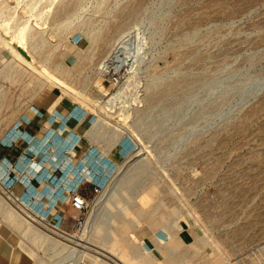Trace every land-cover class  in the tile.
I'll return each mask as SVG.
<instances>
[{
  "label": "rangeland",
  "instance_id": "374dc122",
  "mask_svg": "<svg viewBox=\"0 0 264 264\" xmlns=\"http://www.w3.org/2000/svg\"><path fill=\"white\" fill-rule=\"evenodd\" d=\"M22 25L28 50L19 56L11 37ZM0 27V139L34 118L44 122L31 167L46 158L58 163L31 205L75 235L79 256L148 264L137 256L147 251L156 260L149 264H264V0H0ZM120 49L136 59L121 86L131 110L119 115L138 150L105 117L98 135L89 133L99 118L92 99L107 91L102 61ZM45 68L86 94L64 92ZM151 183L154 194H144ZM99 184L106 194L95 199ZM4 189L0 233L19 259L62 264L72 248L34 237L20 223L24 206ZM73 191L91 200L88 219L105 200L85 240L78 238L86 224L68 199ZM140 210L147 213L124 230Z\"/></svg>",
  "mask_w": 264,
  "mask_h": 264
},
{
  "label": "built area",
  "instance_id": "2783aa9c",
  "mask_svg": "<svg viewBox=\"0 0 264 264\" xmlns=\"http://www.w3.org/2000/svg\"><path fill=\"white\" fill-rule=\"evenodd\" d=\"M122 49L118 50L113 58H109V60L106 61L103 69L104 74V84L107 88L106 93L101 97L100 104H97V107L93 111V116L95 119L102 116L105 117V120L108 121L110 126L115 129L116 131L124 134V136H128L133 142H134V150H138L139 148V142L135 140L133 137V132H131L125 122H123L121 114L119 113L120 108L122 107H129L127 105V102L130 101L131 97H129L126 93L123 97H120L118 99L110 100L112 98V94L117 92L121 85L125 83L127 80V77L129 75V65L125 64L123 57L121 56ZM120 117V118H119ZM121 120V121H120ZM16 129H19L20 126H15ZM10 142L12 144L15 143L13 139H10ZM141 146V145H140ZM51 151V157L55 156L54 150ZM35 155H30V162H35L36 160ZM99 163V161L97 160ZM25 175L28 177L29 180H32L33 177L28 173L27 171L24 172ZM11 171L10 169L7 170V177L8 179H5L3 176L0 177V179L3 180L4 186L6 187V191L10 194L12 193L15 195L13 190V183L21 178V176L18 173H15V176H10ZM103 186L101 184L96 185L94 187V198H98L99 196L103 195ZM18 203L28 208L34 215H37V219L42 224V227L52 234L53 236H56L60 238L64 243L68 244L69 247L75 246L74 239L76 238L75 235L69 231H66L57 225L53 224L50 220L47 218L41 216L39 212H37L33 207L32 203L37 199L36 194H31L29 190L25 193L23 196H17ZM69 201L72 205V208L78 212V221L79 224L82 226L83 224H86L88 220V216L90 214L91 209V200L86 196L84 193L79 191H73L69 194ZM36 219V220H37ZM35 220V219H34ZM42 221L44 223H42ZM79 246V245H78ZM80 247V246H79ZM82 248V247H81ZM76 264H91V261L88 258H82V256H79L76 258Z\"/></svg>",
  "mask_w": 264,
  "mask_h": 264
},
{
  "label": "bare ground",
  "instance_id": "6f19581e",
  "mask_svg": "<svg viewBox=\"0 0 264 264\" xmlns=\"http://www.w3.org/2000/svg\"><path fill=\"white\" fill-rule=\"evenodd\" d=\"M39 1V0H38ZM53 1V0H52ZM36 6V5H35ZM34 6V7H35ZM30 14V13H29ZM29 22V21H28ZM25 24V23H24ZM23 24V25H24ZM28 24V23H27ZM22 25V26H23ZM7 27H9V26H7ZM1 28V27H0ZM4 29H5V31H4V35L6 34V36H8L7 34L9 33V30L10 29H8V28H5V26H4ZM19 30V29H18ZM26 26H23V27H21L20 26V31L18 32V35H16L15 33H13V34H15V36H13L12 35V37H11V39H8V40H11V42L13 43L14 41H17L16 42V45H11V47H12V49L14 50V52L16 53V54H18L19 56H22L21 55V52H20V50H18L19 48L20 49H27L26 47H25V45L23 44L24 42H23V40H22V36H24L25 35V33H26ZM30 30V29H29ZM16 31V30H15ZM14 31V32H15ZM17 33V32H16ZM3 35V33H1L0 32V36L1 37H3L2 36ZM31 35V34H30ZM29 36V35H28ZM26 37V36H25ZM8 42V41H7ZM27 42V41H26ZM14 44V43H13ZM28 50V49H27ZM125 54L124 55H126V56H124V60H125V64H128L129 65V70L131 71V72H135L134 71V69L136 68H134V63H136L135 61H136V59H134L133 57H132V55H131V52L129 51H127V50H125ZM27 53V52H26ZM111 55V54H110ZM110 55H107V57L102 61V67L104 66V64L106 63V61L107 60H109V57H110ZM25 60V59H24ZM45 63V62H44ZM43 66V65H42ZM101 65H99V67H100ZM44 69V68H43ZM46 69V68H45ZM46 70H48V69H46ZM50 73H51V75L53 74V77L51 78V81L53 82V83H55L56 85H58V86H60L63 90H64V92H66V93H68V94H73L75 97H80V96H84V94H86L85 92H86V90L83 88L82 90H78V89H76V88H74L71 84H69L67 81H65L64 79H62V78H60L59 76H57L56 74H54L53 72H51L50 70H48ZM47 72V71H46ZM46 72H44L45 73V75H48ZM101 73H103V72H101ZM84 85V84H83ZM122 86V85H121ZM97 87V86H96ZM124 88L125 87H121V89H119L117 92H115L113 95H112V98L110 99V100H114V99H118V98H120V97H122L123 96V92H124ZM100 91V90H99ZM125 94V93H124ZM63 96V95H62ZM83 99V98H82ZM93 100V103H94V106H92L91 105V108H93L94 110H95V108L97 107V104H100V100L99 99H96V98H93L92 99ZM59 101V100H58ZM90 102V101H89ZM126 108V107H125ZM130 108V107H129ZM128 108V109H129ZM124 110H126V109H124ZM129 110H131V108L129 109ZM122 114V113H121ZM124 114V113H123ZM126 114V113H125ZM124 114V115H125ZM129 114H130V112H129ZM129 117V116H128ZM103 119L101 118V117H99L98 119H97V121L92 125V127L89 129V133H90V135L92 136V137H96L97 135H98V133L100 132V130H101V128L103 127ZM119 138V137H118ZM77 148V147H76ZM79 149V148H78ZM80 153V152H79ZM78 153V154H79ZM77 154V153H76ZM117 183H115V186H117L118 184H120V182H121V179L119 180V181H116ZM3 184V185H2ZM0 186L4 189H6V187L4 186V183L3 182H1V184H0ZM156 186H158V185H156ZM156 186L154 185V183H151L149 186H147V187H144L143 189H142V192L144 193V194H146V193H151V192H153V194H154V192H155V189H156ZM158 188V187H157ZM4 189V190H5ZM7 190V189H6ZM112 192V191H111ZM115 193V192H114ZM12 194V193H11ZM106 193H104L103 195H105ZM152 194V195H153ZM13 195V194H12ZM151 195V194H150ZM112 196V195H111ZM147 198V197H146ZM146 198H144L143 197V199H142V206L144 207V209L145 208H147L148 206H149V200L148 199H146ZM150 198V197H149ZM12 199L14 200V201H16L17 200V198L15 197V195H13V197H12ZM2 199H0V201H1ZM115 200V199H114ZM103 201H105L104 199H102V197L100 198V199H98V201L94 204V208H93V212L91 213V215H90V217H89V219H88V221H87V223H86V225H85V228H84V233L81 235V237L80 238H78L79 240H85L87 237H88V234H90V232H92L93 231V229L95 228V225L97 224V216H99V214H100V211H101V208L103 207V205L105 204ZM106 201H108V200H106ZM110 201V200H109ZM2 202V201H1ZM9 202V201H8ZM112 202H114V201H112ZM152 202V201H151ZM12 205V204H11ZM115 205H117L116 203H115ZM0 207H1V205H0ZM2 208V207H1ZM119 208V207H118ZM8 209V208H7ZM17 209V208H16ZM15 209V210H16ZM6 211V210H5ZM126 211V210H125ZM18 213H20L18 216H20V215H22L23 216V218L20 220V223H21V225H23L26 229H30V232H31V234H33V236L34 237H37V238H39V241L41 242V241H48L50 244H53V245H55V244H65V245H68V244H66V243H64L62 240H59V238H57L56 236H53L52 234L50 235L48 232H44V231H41V230H39L38 229V227L37 226H34L33 225V220L34 219H36V217H37V215H34L28 208H26L25 206H24V209H23V213L22 212H20V211H17ZM16 212V213H17ZM17 213V214H18ZM145 213H147L146 212V210H140V211H138V213H136V214H134V215H132V221L131 222H129L128 223V225L127 226H125L124 224L125 223H123V228H124V230H128L129 228H131V226L133 225V222H135V221H139V220H141V216L143 217L144 215H145ZM6 216V215H5ZM8 218H10L12 215H11V210H9V212H8ZM21 216V217H22ZM161 216H162V214H161ZM160 216V217H161ZM115 217H117V215H115ZM148 218H150V215H149V217ZM161 218H163V217H161ZM164 219V218H163ZM165 224H167V222H165V221H163ZM86 234V235H85ZM80 235V234H79ZM127 238V237H126ZM172 238V237H171ZM77 240V239H76ZM135 241V240H134ZM80 244V242H76V245H79ZM104 244L107 246L108 245V241H105L104 242ZM72 249L69 251V253L65 256V258H63V259H65L64 260V262L62 263V264H71V263H76V258H78L79 257V254H80V252H79V247L77 248V246H72L71 247ZM138 248H139V241L138 242H135V244L133 245V246H131V249L133 250V252H137L138 251ZM179 249V248H178ZM87 250V249H86ZM86 250H84V251H86ZM175 249L173 248V247H170L169 248V254L172 256L174 253H175V251H174ZM104 252H106L105 251V249H104ZM104 252H102L101 254L103 255V256H106V257H108V255L106 254V253H104ZM147 252V251H146ZM146 252H141L140 254L138 253V257L141 259V260H143L144 262H147L148 264L149 263H151V262H156V260H155V258H153L151 255H150V253H146ZM82 254H85V253H82ZM77 255H78V257H77ZM93 256V255H92ZM134 257H131V259L130 260H132ZM184 258V257H183ZM120 261H121V259H120ZM104 262H106V264H112L111 262H109V261H104ZM113 262V261H112ZM169 262H172V260L170 259V261ZM142 263V262H141ZM57 264H61V263H57ZM114 264H118V263H114ZM122 264H126L125 262H123V260H122ZM161 264V263H160Z\"/></svg>",
  "mask_w": 264,
  "mask_h": 264
},
{
  "label": "crops",
  "instance_id": "0c3cea01",
  "mask_svg": "<svg viewBox=\"0 0 264 264\" xmlns=\"http://www.w3.org/2000/svg\"><path fill=\"white\" fill-rule=\"evenodd\" d=\"M52 100L53 99L50 98L43 103V106L41 107L46 110ZM43 123L42 120L34 118L32 121L21 124L19 131H16L11 138L15 141L14 144H12L9 139H0V173L5 179H8L7 170L10 169V176H15V173H18L21 176V180L16 182L13 189L14 191H18L19 195L25 194L27 190H29L31 194H39L40 192L37 191L48 185L50 180L49 175L50 173H54L55 169L52 168V166H57L56 164L58 162L55 160L56 157L54 159H43L42 161L44 165L42 164L41 167H31L33 162H30V155H34L31 152L33 139L40 133ZM8 128L9 127H7L6 130ZM6 130L4 132H6ZM85 149L86 145L84 144L82 149L78 152H82ZM25 171L30 173L33 177L32 180H29L27 186L24 185L22 181L23 178L28 179L24 173ZM18 253V249H15L9 236L0 233V264H23L22 260L19 259L20 256H17Z\"/></svg>",
  "mask_w": 264,
  "mask_h": 264
}]
</instances>
